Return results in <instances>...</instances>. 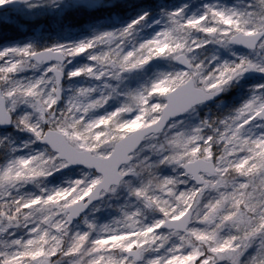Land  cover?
I'll list each match as a JSON object with an SVG mask.
<instances>
[{
    "label": "snow or ice",
    "instance_id": "1",
    "mask_svg": "<svg viewBox=\"0 0 264 264\" xmlns=\"http://www.w3.org/2000/svg\"><path fill=\"white\" fill-rule=\"evenodd\" d=\"M0 264H264V0H0Z\"/></svg>",
    "mask_w": 264,
    "mask_h": 264
}]
</instances>
